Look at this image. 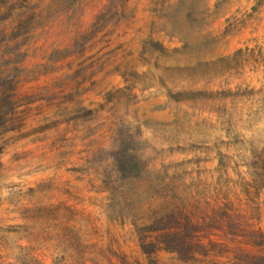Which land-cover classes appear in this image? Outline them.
Here are the masks:
<instances>
[{"label":"rangeland","instance_id":"374dc122","mask_svg":"<svg viewBox=\"0 0 264 264\" xmlns=\"http://www.w3.org/2000/svg\"><path fill=\"white\" fill-rule=\"evenodd\" d=\"M33 2L0 264H264V0Z\"/></svg>","mask_w":264,"mask_h":264},{"label":"trees","instance_id":"16d2710c","mask_svg":"<svg viewBox=\"0 0 264 264\" xmlns=\"http://www.w3.org/2000/svg\"><path fill=\"white\" fill-rule=\"evenodd\" d=\"M39 6L38 3L33 2V0H0V23L4 25V33L7 38L6 45L9 48V53L6 56L7 62L4 64L3 68H0V120H2V125L6 124L9 120V116L13 114V110L16 107L17 99L16 94L18 90L19 80L15 78L12 74V70L17 69L14 67L16 61L14 54L22 53L25 56V52H21L20 49L22 45L28 40L31 33H33L38 27V21L43 17L42 10L36 9ZM100 20V17H98ZM10 23L14 24L12 30L10 31ZM78 35V34H77ZM83 35V34H81ZM81 37L77 36L75 42L68 44L64 49H73L74 46L79 44ZM63 49V50H64ZM62 49L56 50L60 51ZM72 53H76V50H71ZM58 53V52H57ZM177 215L176 211L169 214L163 215L159 219H155V223H162L170 218ZM179 227H164L163 234H178L175 233L176 229ZM148 230L145 227L139 229V233H146ZM143 236V249L144 247H149L151 245H158L157 242L148 240V236ZM160 248H155L154 252H157ZM173 251H176L173 248ZM145 253H153L144 249ZM152 255V254H149Z\"/></svg>","mask_w":264,"mask_h":264}]
</instances>
